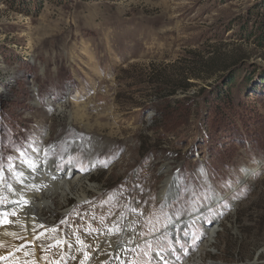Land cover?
<instances>
[{
	"label": "rangeland",
	"instance_id": "374dc122",
	"mask_svg": "<svg viewBox=\"0 0 264 264\" xmlns=\"http://www.w3.org/2000/svg\"><path fill=\"white\" fill-rule=\"evenodd\" d=\"M0 169V264H264V0H0Z\"/></svg>",
	"mask_w": 264,
	"mask_h": 264
},
{
	"label": "bare ground",
	"instance_id": "6f19581e",
	"mask_svg": "<svg viewBox=\"0 0 264 264\" xmlns=\"http://www.w3.org/2000/svg\"><path fill=\"white\" fill-rule=\"evenodd\" d=\"M52 165H53L52 163H49L48 165L47 164H45V165L42 164L40 166L39 172H38V177H39L38 179H39V182H41V184H40L41 187L43 185H45V184L50 185V184L54 183L55 181H57L58 178L53 174V171L54 170H52V167H53ZM27 171H28V169L26 168V172L25 173L28 174L29 172H27ZM21 180H22V182H25V180H27V179L25 177L24 178L22 177ZM63 180H65V179H63ZM78 180H79V174H77L76 176H74L72 178L71 182L74 184ZM15 187H16L15 194H14V197L12 199H15V197H16L15 200H17L19 197L22 198V196H20V194H19V188L21 187V183H17L15 185ZM70 192H71V188H70L69 183L67 181H64L63 184H61V185H59L57 187V190H56L55 193L56 194L59 193L60 194V198L61 199H64L65 198V195H67ZM33 193H35L34 190H32L31 192L26 193L24 195L25 196L24 199L27 201V204L26 205H24V203L22 204L21 202H19V203H15L14 202L13 203V206L14 207L11 209L12 214L13 213L17 214L19 211L20 212L27 213L29 211V207L32 204V197L31 196H32ZM83 196H80V197H83ZM47 203H48V206L52 208L53 202L51 201V199H47ZM215 232H216V228L211 227V230L209 232L208 242H211L213 240V236H214Z\"/></svg>",
	"mask_w": 264,
	"mask_h": 264
},
{
	"label": "water",
	"instance_id": "95a60500",
	"mask_svg": "<svg viewBox=\"0 0 264 264\" xmlns=\"http://www.w3.org/2000/svg\"><path fill=\"white\" fill-rule=\"evenodd\" d=\"M258 164H259V166H260V165H262V162L259 161ZM257 169H258V167H257ZM252 173H254V172H251L250 174H252ZM247 180H248V178L239 181V183H238L237 185H235V186L232 188V190L230 191V193H232V191H234L235 189H237L238 187H240L242 184H244ZM175 182H177L176 179H174V183H175ZM179 188H180L179 183H177V186H176V185L174 186V192H173V195H172L171 198H176V197H177V195L179 194ZM230 193H229V195H230ZM229 195H228V196H229ZM220 201H221V200H220ZM220 201H218V202H220ZM218 202L213 201V204H212V205H214V204H216V203H218ZM215 223H216V222H215ZM215 223H214V224H215ZM217 224H219V222H218ZM255 262H256V261H255ZM255 262L253 261V263H255Z\"/></svg>",
	"mask_w": 264,
	"mask_h": 264
},
{
	"label": "snow or ice",
	"instance_id": "6c2138e0",
	"mask_svg": "<svg viewBox=\"0 0 264 264\" xmlns=\"http://www.w3.org/2000/svg\"><path fill=\"white\" fill-rule=\"evenodd\" d=\"M2 171H3V169H0V172H2ZM37 190H39V189H37ZM16 203H19V201H17ZM24 203L27 204V201H24ZM13 214H15V213H13Z\"/></svg>",
	"mask_w": 264,
	"mask_h": 264
}]
</instances>
